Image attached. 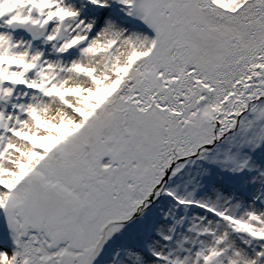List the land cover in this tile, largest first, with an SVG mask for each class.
<instances>
[{
	"label": "snow or ice",
	"instance_id": "6c2138e0",
	"mask_svg": "<svg viewBox=\"0 0 264 264\" xmlns=\"http://www.w3.org/2000/svg\"><path fill=\"white\" fill-rule=\"evenodd\" d=\"M0 264H264V0H0Z\"/></svg>",
	"mask_w": 264,
	"mask_h": 264
}]
</instances>
